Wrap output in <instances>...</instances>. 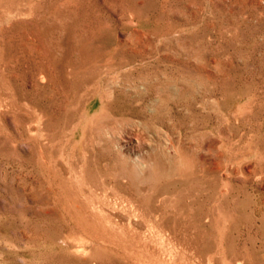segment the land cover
Here are the masks:
<instances>
[{
	"label": "rangeland",
	"instance_id": "obj_1",
	"mask_svg": "<svg viewBox=\"0 0 264 264\" xmlns=\"http://www.w3.org/2000/svg\"><path fill=\"white\" fill-rule=\"evenodd\" d=\"M0 264H264V0H0Z\"/></svg>",
	"mask_w": 264,
	"mask_h": 264
}]
</instances>
